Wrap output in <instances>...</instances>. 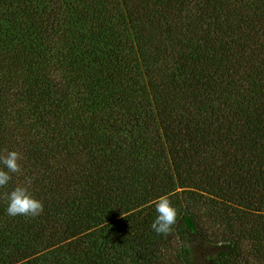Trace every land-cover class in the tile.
Instances as JSON below:
<instances>
[{
  "label": "trees",
  "instance_id": "1",
  "mask_svg": "<svg viewBox=\"0 0 264 264\" xmlns=\"http://www.w3.org/2000/svg\"><path fill=\"white\" fill-rule=\"evenodd\" d=\"M9 151L0 264L264 263V0H0ZM26 178L43 212L8 216Z\"/></svg>",
  "mask_w": 264,
  "mask_h": 264
},
{
  "label": "clouds",
  "instance_id": "2",
  "mask_svg": "<svg viewBox=\"0 0 264 264\" xmlns=\"http://www.w3.org/2000/svg\"><path fill=\"white\" fill-rule=\"evenodd\" d=\"M21 157L16 151H9L7 155H0V187H6L12 181V175L21 170ZM32 181L26 178L24 184H18L7 193L5 212L8 216L37 217L43 212V204L30 191ZM155 218L151 222V229L157 235H167L177 221V211L166 196L159 197L155 204Z\"/></svg>",
  "mask_w": 264,
  "mask_h": 264
},
{
  "label": "rangeland",
  "instance_id": "3",
  "mask_svg": "<svg viewBox=\"0 0 264 264\" xmlns=\"http://www.w3.org/2000/svg\"><path fill=\"white\" fill-rule=\"evenodd\" d=\"M193 256L195 259V264H210L208 257L214 252V250L205 243L200 241H194L192 243ZM179 249L176 247L173 254L176 255L179 253ZM240 264H264L257 262L254 258L246 255Z\"/></svg>",
  "mask_w": 264,
  "mask_h": 264
}]
</instances>
